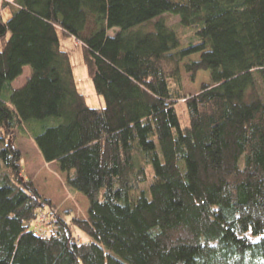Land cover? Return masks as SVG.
Masks as SVG:
<instances>
[{
  "label": "trees",
  "instance_id": "16d2710c",
  "mask_svg": "<svg viewBox=\"0 0 264 264\" xmlns=\"http://www.w3.org/2000/svg\"><path fill=\"white\" fill-rule=\"evenodd\" d=\"M1 7L0 264H264V0ZM59 30L82 43L104 106L78 89ZM182 67L211 84L185 94ZM17 132L87 198L86 218L32 227L52 205L22 175Z\"/></svg>",
  "mask_w": 264,
  "mask_h": 264
},
{
  "label": "rangeland",
  "instance_id": "374dc122",
  "mask_svg": "<svg viewBox=\"0 0 264 264\" xmlns=\"http://www.w3.org/2000/svg\"><path fill=\"white\" fill-rule=\"evenodd\" d=\"M6 1L0 0V12L4 20L11 15V8H2L1 4ZM166 20L173 26L178 27L179 18L170 14H165ZM114 33V30L110 31ZM61 48L68 52L75 78L77 80L78 89L85 95L87 103L92 107L104 106L103 97L98 95L93 87L92 81L88 75L87 67L84 62V49L82 43L74 37L58 31ZM184 42L187 43L191 37V31H183ZM198 55H192L185 59L184 63L196 59ZM31 68L25 66L23 73L15 80L14 85L19 87L23 85L28 76H30ZM183 79V87L185 94H194L198 92L204 83L211 84V78L208 72L200 71L196 75L195 81H192L190 73H187L184 67L181 68ZM179 118L182 125L187 122V113L184 105H178ZM15 144L21 151V167L22 175L25 179L31 180L38 189L39 194L43 198L50 200L52 209L39 211L37 220L33 223V228L39 234H47L51 226V222L55 219V214L63 215L68 222L72 218L84 219L87 216L88 200L82 193H73L66 185V174L61 172L58 165L54 162H46L39 152L34 141L16 133L14 136ZM74 233L78 235L80 240H85L86 235L76 227L73 228Z\"/></svg>",
  "mask_w": 264,
  "mask_h": 264
}]
</instances>
